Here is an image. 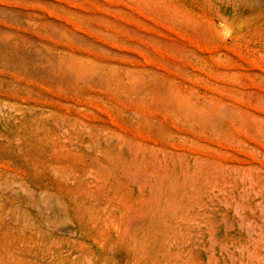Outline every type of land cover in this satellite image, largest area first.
I'll list each match as a JSON object with an SVG mask.
<instances>
[{"label": "rangeland", "instance_id": "1", "mask_svg": "<svg viewBox=\"0 0 264 264\" xmlns=\"http://www.w3.org/2000/svg\"><path fill=\"white\" fill-rule=\"evenodd\" d=\"M263 213L264 0H0V264H264Z\"/></svg>", "mask_w": 264, "mask_h": 264}, {"label": "bare ground", "instance_id": "2", "mask_svg": "<svg viewBox=\"0 0 264 264\" xmlns=\"http://www.w3.org/2000/svg\"><path fill=\"white\" fill-rule=\"evenodd\" d=\"M115 169H116V175H118V178L117 179L120 180L122 184H126L129 187H131V186H136L137 187V189H138V200H137L138 201L137 202L138 205L136 207H134V206H127V207H124L123 209L115 212V210H113L112 205H111L112 197L110 196V193H108V191H105V192L101 193L102 194L101 197L103 199V205H102L101 209H102V212L103 213L105 212V214L104 215H98L97 216L98 220L96 219V221L94 222V224L96 225L97 223H100L101 221H103V223L105 222V223L108 224V221L109 222L112 221L111 220V217H114V215H116L117 218H118V220H117L118 221V224L119 223L122 224L121 225V230H120V238L121 239H125V240L127 239V240H130V241H134L136 239V237H138L140 235L141 229H142V226H143V217H142V213H143V204L142 203L143 202H142V192H141V189L144 188L143 185H144V183H145L146 180L144 179L145 177H143V175L140 173V170L141 169H139V164L136 161H132V162L120 161L119 163L116 164ZM146 175H147V173H146ZM151 175H153V174H151ZM155 178H156L155 180H157L158 177L156 176ZM155 184H156V182H155ZM150 199H152V196H151ZM120 204H122V203H120ZM72 210H74V209H72ZM107 224H106V228H107ZM143 236H144V234H143ZM99 237H101V236H99ZM101 241H102V239H101ZM101 245H102V243H101ZM120 259H122V258H120Z\"/></svg>", "mask_w": 264, "mask_h": 264}]
</instances>
